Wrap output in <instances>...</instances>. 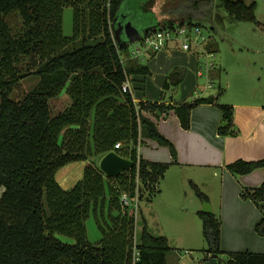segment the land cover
<instances>
[{"label": "trees", "instance_id": "1", "mask_svg": "<svg viewBox=\"0 0 264 264\" xmlns=\"http://www.w3.org/2000/svg\"><path fill=\"white\" fill-rule=\"evenodd\" d=\"M147 2L153 4V0H0V264H167L171 249L167 238L150 234L142 218L136 240L140 212L123 208L120 197L126 193L133 198L137 191L139 201L151 202L159 194L170 164L140 158L138 146L144 139L167 147L176 161L173 144L159 133L155 120L173 111L180 127L188 130L191 110L209 101L135 103L132 92H122L128 77L152 75L147 65L133 60L124 35L118 39L115 35L119 22L134 26ZM214 4L215 0H168L160 9L166 23L157 17L136 28L149 29L144 31L148 35L173 31L177 22L204 26ZM66 6L73 10L71 36L62 31ZM218 6L235 21L255 20L254 0H218ZM185 73L184 67H173L163 80V92L178 88ZM29 75L39 77L43 89L14 98L13 91ZM61 90L70 104L54 114L49 99ZM218 109L228 123L218 133L234 135L229 131L232 106ZM111 151L133 166L106 177L96 160ZM74 162L87 165L81 179L64 190L56 172ZM261 168L264 160H236L226 166L234 176ZM190 184L196 197L207 203L199 187ZM241 198L261 212L255 231L264 237V182L244 190ZM90 215L102 235L96 245L87 241ZM197 215L205 260L215 254L218 264H264V254L223 252L220 219L213 213ZM222 255L227 256L225 261Z\"/></svg>", "mask_w": 264, "mask_h": 264}, {"label": "rangeland", "instance_id": "2", "mask_svg": "<svg viewBox=\"0 0 264 264\" xmlns=\"http://www.w3.org/2000/svg\"><path fill=\"white\" fill-rule=\"evenodd\" d=\"M254 1L256 2L255 20L253 22H238L219 7L218 0H215L213 11L207 16L204 26H198L202 35L208 38L205 43L201 45L200 43L191 42L190 50H183L182 45L185 43L183 35L172 38L168 41V45L159 51L173 50L177 52V56L168 63H176V66L184 67L186 70L187 68L190 70L192 67L189 64L186 66L181 59L188 58V54L194 57V68L197 69V76L196 72L193 76L195 84L198 85L196 88L199 94L196 96L197 98H214L215 105H232L237 103L238 100L264 104V0ZM167 2L168 0H153L151 5L150 2L145 3L143 7L144 14L139 15L138 21H134V26L139 27L141 24L151 22L157 17L161 22L167 20L160 15V9ZM175 25L178 27L189 26L186 22H177ZM191 27L196 28L197 25ZM62 31L65 36L73 34V10L70 6L63 8ZM143 35L144 33H142ZM189 35L192 39L195 38L194 34ZM187 42L189 43V41ZM86 44H95V41H87ZM137 45L139 54L133 55L132 52H135ZM208 48L211 49L212 53L208 52ZM128 51L131 53L133 60L143 65L153 67L156 63L155 60L152 61L149 58L155 52L142 47L139 41L129 44ZM179 53H183V57ZM122 58L126 59L123 55ZM158 75L160 73L154 72L147 77L149 87H156L153 80L156 81ZM66 82H69V80ZM43 86V81L39 77L29 75L21 80L19 87L13 91L12 96L20 99L25 93L34 89H43ZM157 88L160 90L157 99L167 100L172 90L162 92L161 87L157 86ZM180 88L181 86L174 90L177 95L180 94ZM135 92L139 94L143 91L141 88L140 90L135 89ZM49 104L53 113L57 114L70 104V99L66 91L61 90V93L49 99ZM152 141L153 143L156 142L151 140L150 144H152ZM156 144L159 146V152L156 154L160 155L162 152L167 151L168 148L164 145L157 142ZM141 150L144 152L151 150V148L149 145L143 144ZM85 164V162H75L62 167L56 172V180L59 182V178L67 170L68 174L64 180L66 182L59 183L63 188L71 187L82 177ZM193 172L203 173L198 178L199 187L201 191L209 195L210 201L207 204L212 208V203L213 211L211 212L225 226L223 229L226 237L223 245L225 252L230 253L246 249L254 251L258 249V244H262L263 241L258 239L261 237L258 236L255 230H250V232L246 230L247 232L245 231L243 238L239 242L236 240L238 238L236 235L237 230L242 227L241 214H238L237 211L239 203L235 199H228L226 205V201L222 199L219 193L220 177L218 172L217 177L212 178L207 177L208 174H212L211 171L199 168L194 170L185 168L178 171L175 168L168 174L166 181L162 183L163 197L161 201L158 203L155 199L156 196L151 202L144 201L142 204L143 219L147 231L153 236H163L168 240L171 249L166 255L167 264H195L200 263L205 257L206 243L202 235L200 221L195 215L197 211L202 210L203 202L196 197L190 184ZM247 212L250 213L251 211ZM141 222L142 218L138 217L135 229L136 240L142 230L143 225ZM86 233L87 241L91 245H96L102 237L93 215H90L86 220ZM61 239L71 241L69 238L61 237ZM220 259L225 261L227 256L222 255Z\"/></svg>", "mask_w": 264, "mask_h": 264}, {"label": "crops", "instance_id": "3", "mask_svg": "<svg viewBox=\"0 0 264 264\" xmlns=\"http://www.w3.org/2000/svg\"><path fill=\"white\" fill-rule=\"evenodd\" d=\"M177 54L178 53L173 50H163L149 57L152 61H156L153 67L148 66L151 73H160L158 78H156V81L155 79L153 80L154 86L156 85V87H149L147 77L143 78L142 76L138 75H132L128 77V81L132 90V98L135 103L146 101H163L166 104L170 103L177 105L181 103L192 102L195 99H200L196 97L199 95L198 91H196L198 85L195 84L193 76L197 69L195 70L194 68V57L190 56L189 54L188 58L181 59L186 66L189 64L192 68L190 70L187 68L186 70L184 79L180 85V94L177 95V92H175L174 89L167 100H160L159 98L157 99V96L160 93V90L157 88V86L162 88V83L165 76L173 67L176 66V63L169 64L168 62L173 60ZM179 54L183 57V53ZM141 88L143 92L139 94L135 92V89L140 90ZM190 96L191 98H189ZM211 102L207 104H200L191 110L190 128L188 130H184L180 127L179 121L173 111H171L166 117L155 120L159 133L173 144L177 154L176 161L172 159L168 149L166 152L164 151L160 155L156 154L159 152V146L156 144V142L153 143V141L152 144H150L151 140L149 139H144L139 145L138 155L140 158L147 161L170 164L164 175V178L159 184L160 191L155 198L158 203L163 197V189L161 188L162 183L166 181L168 174L175 168L178 171H181L185 168L193 170L195 168H199L205 171H211L212 174H208L207 177L212 178L217 177L218 172L220 177L219 193L222 196V199L226 201V205L228 199H235V201L239 203V206H237V211L238 214H241L242 222V227L241 229L237 230L236 234L238 236L236 240L239 242V240L243 238L247 231L250 232V230H255V225L262 217L261 212L256 208L253 202L250 200H243L241 198V194L244 190L258 188L264 182V168L257 169L247 175L234 176L226 169V166L236 160H244L248 162L264 160V104L247 103L244 100H238L237 103L230 105L233 108V119L229 131L234 133V135H220L218 133L219 128H226L228 123L226 122L227 125L222 127V123L225 121L222 118V113L218 109V105L220 104L215 105L213 100ZM143 144L149 145L151 150L143 152L141 150ZM100 159L101 158H98L96 160L98 165ZM85 163L86 166L87 162ZM67 174L68 172L66 170V172L62 174L61 178H59L60 183L66 182L64 180ZM202 174L203 173L193 172L190 179L191 182L199 187L200 185L198 184V178ZM60 183L59 185L61 186ZM75 183L69 188H63L62 186L61 188L64 190H69L75 185ZM201 192L204 193L203 191ZM204 194L207 196L209 202V195L206 193ZM143 202L144 201H139L138 211L140 214L136 216V221L138 217L144 218L142 211ZM262 206L264 207V202H262ZM211 207L212 208L210 209L213 211L212 203ZM247 211L251 212L248 213ZM197 212L195 215L198 218ZM198 220L200 221L199 218ZM224 227V224H221L220 249L223 252H225L223 245L226 241L223 230ZM258 239L263 241L262 244H258V249H255L254 251H250L249 249L241 251L238 250L237 252L250 251L252 253L264 254V237Z\"/></svg>", "mask_w": 264, "mask_h": 264}, {"label": "built area", "instance_id": "4", "mask_svg": "<svg viewBox=\"0 0 264 264\" xmlns=\"http://www.w3.org/2000/svg\"><path fill=\"white\" fill-rule=\"evenodd\" d=\"M110 1V0H108ZM194 34L195 38L192 39L189 34ZM185 38L182 45L183 50H190V45L192 43H200L201 45L205 43L208 38L204 37L202 35L201 30L198 27H191L190 26H184V27H176L173 31H156L155 33H149L148 35H141V40H142V47L148 48L152 50L153 52H159L163 48H165L168 44V41H170L172 38H177L183 36ZM189 41V43L187 42ZM134 54H139V49L138 46L135 49ZM201 75V73L199 72ZM122 92L124 93H131V86L128 81L123 83L122 87ZM120 144H116L115 148L118 149ZM139 148V146H138ZM120 204L123 208H133L135 213L137 214L138 209H139V198H138V192L136 191L135 196L133 198H130V196L126 193L122 194L120 197ZM198 264V263H195Z\"/></svg>", "mask_w": 264, "mask_h": 264}, {"label": "water", "instance_id": "5", "mask_svg": "<svg viewBox=\"0 0 264 264\" xmlns=\"http://www.w3.org/2000/svg\"><path fill=\"white\" fill-rule=\"evenodd\" d=\"M145 30L149 29L136 28L130 21L124 23L123 25H121V22H119L118 28L115 31V35L118 39L120 37V34H123L125 40L129 44H132L140 40L141 35ZM211 100V97L208 98L209 102H211ZM225 125H227V123L223 122L222 127H224ZM132 166L133 163L131 161L118 156V154H116L114 151H111L104 155L99 162V169L105 174L106 177H116L124 170L129 169ZM201 212L207 214L212 213L209 205L206 202H203V208ZM198 264H218L217 255L212 254L208 259H203Z\"/></svg>", "mask_w": 264, "mask_h": 264}]
</instances>
